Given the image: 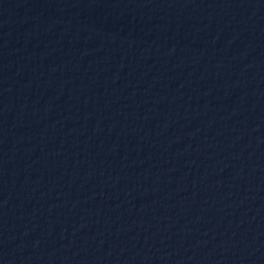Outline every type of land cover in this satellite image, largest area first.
Instances as JSON below:
<instances>
[{
    "label": "water",
    "instance_id": "water-1",
    "mask_svg": "<svg viewBox=\"0 0 264 264\" xmlns=\"http://www.w3.org/2000/svg\"><path fill=\"white\" fill-rule=\"evenodd\" d=\"M264 75V0H0V135L102 124Z\"/></svg>",
    "mask_w": 264,
    "mask_h": 264
}]
</instances>
